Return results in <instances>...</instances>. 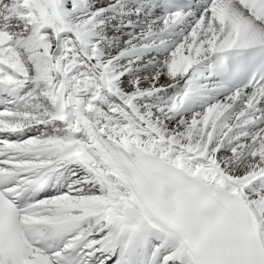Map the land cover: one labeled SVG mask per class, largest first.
Instances as JSON below:
<instances>
[{
  "label": "snow or ice",
  "instance_id": "obj_1",
  "mask_svg": "<svg viewBox=\"0 0 264 264\" xmlns=\"http://www.w3.org/2000/svg\"><path fill=\"white\" fill-rule=\"evenodd\" d=\"M0 264H264V0H0Z\"/></svg>",
  "mask_w": 264,
  "mask_h": 264
}]
</instances>
